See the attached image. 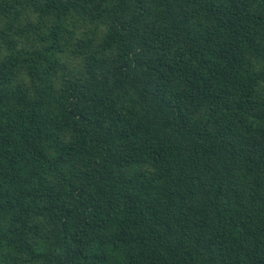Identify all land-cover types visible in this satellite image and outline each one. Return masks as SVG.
<instances>
[{
	"label": "trees",
	"instance_id": "1",
	"mask_svg": "<svg viewBox=\"0 0 264 264\" xmlns=\"http://www.w3.org/2000/svg\"><path fill=\"white\" fill-rule=\"evenodd\" d=\"M0 264H264V0H0Z\"/></svg>",
	"mask_w": 264,
	"mask_h": 264
}]
</instances>
